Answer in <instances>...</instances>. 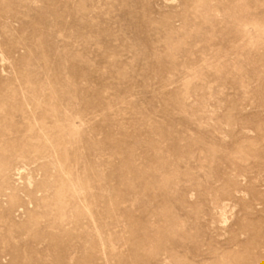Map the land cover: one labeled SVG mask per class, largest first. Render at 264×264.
Listing matches in <instances>:
<instances>
[{
    "label": "rangeland",
    "instance_id": "obj_1",
    "mask_svg": "<svg viewBox=\"0 0 264 264\" xmlns=\"http://www.w3.org/2000/svg\"><path fill=\"white\" fill-rule=\"evenodd\" d=\"M0 264H264V0H0Z\"/></svg>",
    "mask_w": 264,
    "mask_h": 264
}]
</instances>
